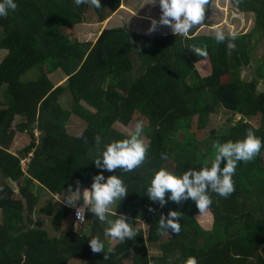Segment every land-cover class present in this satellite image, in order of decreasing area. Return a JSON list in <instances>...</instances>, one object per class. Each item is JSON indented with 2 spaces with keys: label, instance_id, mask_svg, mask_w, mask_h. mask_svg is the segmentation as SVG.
<instances>
[{
  "label": "trees",
  "instance_id": "1",
  "mask_svg": "<svg viewBox=\"0 0 264 264\" xmlns=\"http://www.w3.org/2000/svg\"><path fill=\"white\" fill-rule=\"evenodd\" d=\"M15 3L14 11L0 17V50H5L0 57V177L17 183L14 193L0 181V264H29L33 258L28 255H36L41 264H185L189 256L198 264H264V147L253 161L238 163L235 191L228 198L210 193V215H204L212 218L210 228L198 221L191 199L180 205L168 200L161 208L146 195L161 167L176 175L189 167L202 168V162L214 158L215 140H242L252 128L264 141V90L256 89L258 79L264 78V55L255 67L257 76H240L264 34V0H242L236 7L240 13L250 12L253 24L238 33L235 49L228 48L227 40L218 44L214 35L194 33L199 26L190 39L173 33L148 36L124 23L103 26L92 42L68 36L75 24L89 22L93 15L96 22L113 18L120 0H100L99 9L77 6L74 0ZM192 45L205 47L208 57H197ZM31 67L34 78L20 77ZM53 71L63 75L65 85L50 82L46 73ZM64 91L71 98L68 108L59 103ZM219 105L242 115L260 114L259 126L230 116L223 132L210 129L196 137L189 130L194 114L195 127L202 129L208 112ZM70 115L84 121L78 135L66 131ZM138 115L146 121L144 137L150 145L145 163L131 173L97 169L94 137H102L101 150L128 138L113 123L126 124ZM20 133L28 135L27 142L10 151L12 136ZM161 153L168 158L161 159ZM21 158L27 160L23 165ZM100 172L105 178L117 175L127 185L128 195L114 210L138 230L135 239L108 244L106 225L91 212L85 214V233L73 231L71 221L64 223L72 213L62 202L67 189L75 191L77 180L81 192L90 188ZM170 210L183 213L181 231L160 235L158 221ZM138 221L145 227L136 226ZM93 236L104 240L105 251L114 249L107 260L104 253L91 251ZM148 245L158 253L149 254Z\"/></svg>",
  "mask_w": 264,
  "mask_h": 264
},
{
  "label": "clouds",
  "instance_id": "2",
  "mask_svg": "<svg viewBox=\"0 0 264 264\" xmlns=\"http://www.w3.org/2000/svg\"><path fill=\"white\" fill-rule=\"evenodd\" d=\"M77 6L82 4H91L95 8H101L100 0H74ZM157 0H149L150 5H155ZM242 0H231L235 7H239ZM211 0H159L161 15L159 20H151V26L148 33H153L160 26H167L171 29L175 36L192 38L190 33L197 26H201L205 22L206 9L209 8ZM17 8L15 0H0V17L6 18L10 11ZM238 33L230 31L227 35L220 27L214 30L215 41L223 43L228 41V48L235 49L234 41ZM190 50L197 56L202 58L208 57V51L205 47L192 45ZM96 144V155L93 159L97 169L113 172L117 169L124 173L134 172L148 158L149 143L144 137V122L139 120L134 125V130L128 135V138L122 140H114L104 145L100 135L94 137ZM264 147V141L255 135V131L249 128L246 136L242 140L235 142L228 140L220 142L215 140L212 143L214 149V158L204 161L203 167L196 170L189 167L182 175H176L166 168L161 167L155 172L150 181V185L146 189V195L149 200L156 202L162 208L171 200L180 205L183 201L191 199L196 203V207L200 215H207L213 201L210 193L218 194L220 197L228 198L235 191V182L233 176L236 173L239 162L249 163L253 161ZM167 153H161V159H167ZM224 166L221 167L222 162ZM3 188L0 187V192ZM67 195L63 203L68 207L75 208L76 220L71 213L74 228H79L80 224L85 221L86 212H91L101 223H104V237L112 241L126 242L133 240L139 234L138 230L132 226L124 214H117L114 205L117 201H122L129 193L124 180L117 176L111 175L105 178L103 172L95 175L91 183V187H85L81 192L80 181H76V189L71 187L67 189ZM167 196V200H166ZM78 200H82L83 204L76 205ZM149 211H154L151 207ZM183 213L180 211L170 210L167 215L161 214L158 221L157 232L160 235L168 233L179 234L181 231V217ZM111 217H116L111 219ZM89 245L93 253H104V259L109 258L114 249L107 248L105 251V242L99 236H93L89 240ZM185 264H198L197 258L189 256Z\"/></svg>",
  "mask_w": 264,
  "mask_h": 264
},
{
  "label": "rangeland",
  "instance_id": "3",
  "mask_svg": "<svg viewBox=\"0 0 264 264\" xmlns=\"http://www.w3.org/2000/svg\"><path fill=\"white\" fill-rule=\"evenodd\" d=\"M147 3H149V0H120V5L110 15V16H113V18L111 17L109 18L108 16L102 21L96 22L95 20L97 19L93 15L92 18L89 19V22L84 21L82 23L75 24L73 26L74 32L70 31L68 33V36L71 38H76L79 41L89 40L92 42L95 36L97 35V32L103 26H106V25L112 26L114 24H121V23H124L132 30H139L140 33H144L148 36L163 35L166 33L171 34L172 31L167 26H160L158 27L157 31L153 33H148V29L151 26V20L156 19L158 21L161 15V10L159 7V0H157L155 5H150ZM206 13H207L206 19H205L206 22H204L203 25L197 27L194 33L214 35V30L217 26L222 28L225 34H228L230 31H235L237 33H243V32H247L252 27V24H253V18L250 12L240 13L236 7L232 8L230 4L226 2V0H211L209 8L206 9ZM84 23H89V25H86ZM129 23H131L132 28L129 26ZM257 44L258 46L255 49L254 48L251 49L252 52L250 55L249 65L242 66L240 68V76H242L244 79H250L252 77L257 76V74L255 73V67L259 64V61H258L259 56L261 54L264 55V34L260 36L259 40L257 41ZM4 53H5V50H0V57L3 56ZM137 64L138 63L135 60H133L132 68L133 69L137 68ZM34 67H31L30 69L26 70L20 77L26 80L34 78L35 75L37 74L34 70ZM41 70L44 71L43 66ZM46 75L48 79H50V82L53 85L60 84V83L65 85L66 83L65 81H62L63 75L60 74L59 71H53L50 73H46ZM256 89L257 91L264 90V78L258 79ZM70 102H71V98H70L68 91H64L59 97L60 105L62 107L68 108L70 106ZM83 104L84 106L88 107L85 103ZM230 116H233L234 120H237L242 116L245 121L251 123L253 126L255 127L259 126L260 114L242 115L239 113H233L231 111H228L227 109H224L222 106L219 105L215 108V110L208 112L205 125L202 129H198L195 127V124H194L195 114H194L190 122L191 126L189 130L192 131L196 137L200 133L206 136V133L210 129H214L215 131L221 133L224 131V129L228 125V118ZM138 117L140 118L131 116L130 120L126 124H122L119 121H115L113 123V127L118 131H121L125 134H129L131 131L134 130V125L137 121L142 120L144 122V126L146 125V121L142 119L141 115H138ZM83 127H84L83 120L76 117L75 115L69 116L67 124H66V131L69 132V134L78 135L82 131ZM27 140H28V135L26 133H20L18 135H14L11 138V142H10L8 149L10 151L19 149L27 142ZM1 180H3L4 183H6L9 187H11L14 193H17V183L14 180H8L6 178L3 179L0 177V181ZM81 203L83 204V202ZM76 205H78V202H76ZM196 215H199L201 217V219H198V221L200 222L202 226H204L206 229L210 228L209 222L212 218L208 221L204 218V215H200L199 212ZM208 215H210V210L208 212ZM64 223L70 224V220H64ZM76 224H73V220H72L71 229L73 231H79L82 233L87 232L88 225L86 224V222H84L83 224H80L79 228H74V225ZM136 226H140L143 228L145 227V225L141 221H138ZM47 234L48 236H51L52 234L56 236L59 233L47 232ZM106 241L108 244L114 242L110 240L109 238H106ZM147 248H148L149 254L158 253V250L154 245H148ZM73 261L74 260L69 259L68 262L70 263ZM124 264H129V261L124 260Z\"/></svg>",
  "mask_w": 264,
  "mask_h": 264
},
{
  "label": "crops",
  "instance_id": "4",
  "mask_svg": "<svg viewBox=\"0 0 264 264\" xmlns=\"http://www.w3.org/2000/svg\"><path fill=\"white\" fill-rule=\"evenodd\" d=\"M227 3H229L228 0H226ZM8 179V178H6ZM9 180V179H8ZM24 256L23 254L20 255V257ZM26 256V255H25ZM30 258H33L29 264H41L42 262H38V260L36 259V255H28Z\"/></svg>",
  "mask_w": 264,
  "mask_h": 264
},
{
  "label": "built area",
  "instance_id": "5",
  "mask_svg": "<svg viewBox=\"0 0 264 264\" xmlns=\"http://www.w3.org/2000/svg\"><path fill=\"white\" fill-rule=\"evenodd\" d=\"M23 159V160H22ZM27 160L25 158H21L20 159V163L23 165L24 162H26ZM72 216L74 218V220H76V212H75V208L72 211ZM77 221V220H76ZM78 222V221H77Z\"/></svg>",
  "mask_w": 264,
  "mask_h": 264
},
{
  "label": "bare ground",
  "instance_id": "6",
  "mask_svg": "<svg viewBox=\"0 0 264 264\" xmlns=\"http://www.w3.org/2000/svg\"><path fill=\"white\" fill-rule=\"evenodd\" d=\"M75 224H76V222H75Z\"/></svg>",
  "mask_w": 264,
  "mask_h": 264
}]
</instances>
